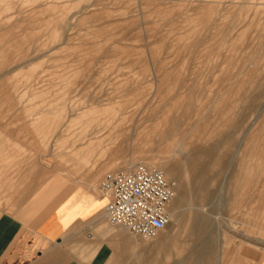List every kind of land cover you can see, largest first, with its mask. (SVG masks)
<instances>
[{
    "label": "rangeland",
    "instance_id": "374dc122",
    "mask_svg": "<svg viewBox=\"0 0 264 264\" xmlns=\"http://www.w3.org/2000/svg\"><path fill=\"white\" fill-rule=\"evenodd\" d=\"M0 140L5 171L32 185L102 166L99 185L119 157L128 169L167 150L172 212L205 215L204 246L253 247L241 238L264 216V0H0ZM203 151L194 191L185 165ZM195 245L176 247L194 259Z\"/></svg>",
    "mask_w": 264,
    "mask_h": 264
},
{
    "label": "crops",
    "instance_id": "0c3cea01",
    "mask_svg": "<svg viewBox=\"0 0 264 264\" xmlns=\"http://www.w3.org/2000/svg\"><path fill=\"white\" fill-rule=\"evenodd\" d=\"M1 148L0 199L7 207L0 208V264H264V248L257 245H264V233L256 231L258 224H264V216L255 214L250 223L255 226L250 232L259 235L241 238L253 247L238 246L227 253L223 238L210 237L203 245L211 226L196 209H183L182 239L169 233L135 236L107 220L99 177L94 181L86 176L78 182L57 177L48 181L47 172L42 171L32 185L33 172H21L15 178L5 171L15 158ZM119 159L114 170H123L120 166L125 160ZM189 240L197 244L194 259L176 247Z\"/></svg>",
    "mask_w": 264,
    "mask_h": 264
},
{
    "label": "built area",
    "instance_id": "2783aa9c",
    "mask_svg": "<svg viewBox=\"0 0 264 264\" xmlns=\"http://www.w3.org/2000/svg\"><path fill=\"white\" fill-rule=\"evenodd\" d=\"M176 184L155 166L142 162L127 170L106 172L98 191L106 199L107 220L135 236H157L171 221Z\"/></svg>",
    "mask_w": 264,
    "mask_h": 264
},
{
    "label": "bare ground",
    "instance_id": "6f19581e",
    "mask_svg": "<svg viewBox=\"0 0 264 264\" xmlns=\"http://www.w3.org/2000/svg\"><path fill=\"white\" fill-rule=\"evenodd\" d=\"M261 113V112H260ZM195 134H197V133H195ZM149 148V147H148ZM209 150V149H208ZM204 151L202 152V153H194L192 156H191V158H189V161L187 162L188 163V167L185 165V167H186V169L187 170H189V171H191L192 172V174H193V177L192 178H190V180L188 181V182H186V184H187V187L189 188V189H192V190H198L199 189V186L200 185H202L201 186V188L202 187H204L205 188V186H204V181H203V179L201 178V175H202V173L200 172V171H197V170H195L194 168V166H195V164H196V162H198L197 160L199 159H211V158H209L210 156H205V158H204ZM73 155H75V154H73ZM162 155V157L164 158H167L165 161H163V160H160V156ZM159 157H153L152 158V160H150L149 161V163H155V165H153V164H149V163H144V162H142V163H144V164H147V165H151V166H155V167H158V168H160L162 171H163V173H164V175L166 176V177H174L175 179H178V180H180V178H179V174L181 173V170H180V172H179V167H177V165H172V164H170L169 163V157H168V152H167V150L166 151H164L162 154H161ZM206 155V154H205ZM138 157H139V155H138ZM143 159V158H142ZM186 161V160H185ZM148 162V161H147ZM205 163V162H204ZM109 167H111V169H113L114 168V165H112V166H110V165H108ZM128 166H129V164H128ZM127 166V167H128ZM201 166H203V164L201 165ZM131 167H133V166H130V167H128V169H130ZM191 167V168H190ZM200 168V167H199ZM62 170V169H61ZM105 170V167H102V166H99V167H97L94 171H92L91 173H89V175H90V178H91V180H96V178H98L100 175H101V173L103 172ZM123 170H127V169H123ZM199 170V169H198ZM189 172H187V174H188ZM200 173V174H199ZM189 175V174H188ZM191 176V175H190ZM254 177V176H253ZM185 178V177H184ZM183 179V178H182ZM189 179V178H188ZM185 180V179H184ZM203 183V184H202ZM204 188H203V190L202 191H204ZM207 188V187H206ZM183 189V188H182ZM210 192V191H209ZM179 193V192H178ZM194 194H196V193H194ZM177 195V194H176ZM204 196V195H203ZM210 196V195H209ZM200 197V196H199ZM202 198V197H201ZM204 198V197H203ZM210 198V197H209ZM174 199H175V196H174V198H173V200H172V202H171V204L173 203V201H174ZM182 199H184V198H182ZM198 199V198H197ZM203 202V201H202ZM182 203V202H181ZM194 207V206H193ZM170 212H171V221H173L174 219L176 220V226H177V229H178V231H182L181 229H180V227L182 226V221L183 220H185L184 219V212H182V208H179V207H176V209L172 212V209H171V206H170ZM174 216V217H173ZM197 220H198V218H197ZM200 222V221H199ZM198 224V223H197ZM193 227H196V226H193ZM200 230V229H199ZM198 229H197V231H199ZM177 231V232H178ZM192 231H196V230H193L192 229ZM159 235V234H158ZM157 235V236H158ZM173 235H175V234H173ZM201 235V234H200Z\"/></svg>",
    "mask_w": 264,
    "mask_h": 264
}]
</instances>
